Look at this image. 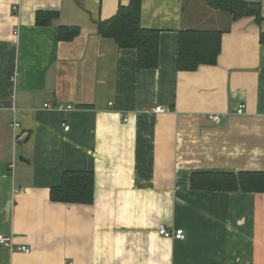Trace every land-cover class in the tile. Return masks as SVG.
Wrapping results in <instances>:
<instances>
[{
    "label": "crops",
    "instance_id": "crops-1",
    "mask_svg": "<svg viewBox=\"0 0 264 264\" xmlns=\"http://www.w3.org/2000/svg\"><path fill=\"white\" fill-rule=\"evenodd\" d=\"M128 1L0 0V234L29 249L0 245V264H264V194L188 187L264 172V0H244L259 24L205 0H141L140 26L160 37L157 69L139 72L134 50L96 33ZM39 11L57 17L37 27ZM59 27L80 34L60 42ZM189 29L223 32L215 66L176 70ZM63 171L93 174L92 205L49 201Z\"/></svg>",
    "mask_w": 264,
    "mask_h": 264
},
{
    "label": "trees",
    "instance_id": "trees-1",
    "mask_svg": "<svg viewBox=\"0 0 264 264\" xmlns=\"http://www.w3.org/2000/svg\"><path fill=\"white\" fill-rule=\"evenodd\" d=\"M215 11L225 13L229 21L235 22L245 17H253L259 24L261 7L259 3L244 0H205ZM57 17L55 12L39 11L35 14V25L46 27ZM141 0H129L126 6H119L108 20L96 23V33L102 39L114 42L119 49H130L136 53V71L155 70L159 60L160 31L143 29L140 26ZM80 34L78 28L59 27L57 39L70 42ZM221 31L185 30L178 33L176 70L194 72L201 65L215 66L221 51ZM264 44V34L259 35ZM88 106H81L87 108ZM94 176L87 171H63L58 186L49 189L52 203L92 205ZM190 190L250 192L264 194V172L238 174L192 175Z\"/></svg>",
    "mask_w": 264,
    "mask_h": 264
},
{
    "label": "built area",
    "instance_id": "built-area-1",
    "mask_svg": "<svg viewBox=\"0 0 264 264\" xmlns=\"http://www.w3.org/2000/svg\"><path fill=\"white\" fill-rule=\"evenodd\" d=\"M13 10H15V8H13ZM14 79V78H12ZM43 108L46 109V110H50V111H58V112H69L71 111L73 108L71 106H64V105H60V104H55V105H52V104H44L43 105ZM152 111L154 113H163L164 110L161 108V107H154L152 109ZM244 113V106L243 105H239L236 109H235V114L236 115H242ZM207 119L210 123L212 124H215V125H218L220 122H221V119L218 115H211L209 114L207 116ZM125 121H127L126 117L124 118ZM14 128H18V125H14L13 126ZM61 127L63 128L64 131H68L69 130V127L65 124V123H62L61 124ZM156 232L159 236L163 237V238H166V239H175V240H183L185 235L183 233L182 230H168L165 225L163 224H160L157 226L156 228ZM263 243H264V237H263ZM0 245L1 246H5L7 248H10V249H14V250H17V251H20L24 254H28L29 253V249H27L26 247H16L14 248L13 244H12V241H11V238L10 237H6V236H3L0 234Z\"/></svg>",
    "mask_w": 264,
    "mask_h": 264
},
{
    "label": "rangeland",
    "instance_id": "rangeland-1",
    "mask_svg": "<svg viewBox=\"0 0 264 264\" xmlns=\"http://www.w3.org/2000/svg\"><path fill=\"white\" fill-rule=\"evenodd\" d=\"M226 17V16H225Z\"/></svg>",
    "mask_w": 264,
    "mask_h": 264
}]
</instances>
